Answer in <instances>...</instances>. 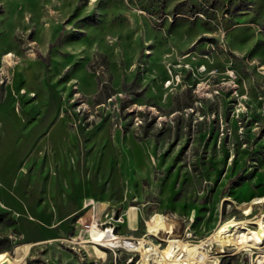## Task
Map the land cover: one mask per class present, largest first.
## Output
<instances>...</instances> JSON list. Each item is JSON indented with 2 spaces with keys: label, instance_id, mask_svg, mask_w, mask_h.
I'll list each match as a JSON object with an SVG mask.
<instances>
[{
  "label": "rangeland",
  "instance_id": "1",
  "mask_svg": "<svg viewBox=\"0 0 264 264\" xmlns=\"http://www.w3.org/2000/svg\"><path fill=\"white\" fill-rule=\"evenodd\" d=\"M262 198L264 0H0L13 264H144L91 219L190 264H264L259 226H235Z\"/></svg>",
  "mask_w": 264,
  "mask_h": 264
},
{
  "label": "bare ground",
  "instance_id": "2",
  "mask_svg": "<svg viewBox=\"0 0 264 264\" xmlns=\"http://www.w3.org/2000/svg\"><path fill=\"white\" fill-rule=\"evenodd\" d=\"M263 200H264V198L259 199L258 202H261ZM249 211H250V207L245 206L244 213H248ZM249 223L258 225L259 231H260L259 236H261V235L264 236V218L251 217V218L241 219V220H239V222L237 224H235V226L238 228H243V229L247 230L248 227L246 226V224H249ZM225 224H228V223H225ZM212 236L213 237L208 238L207 242H219V241H221L224 245L227 243H230V244L233 243V241H231V240L224 242L221 239V237L218 235L214 234ZM104 237L105 236H104L102 230L92 229L90 241L94 242V243H101L105 240H108V241H110V245H112V246H122V247H127L130 249L132 248L134 250H140L142 252V255H143V263L144 264H150L149 261H151V260L153 262H158L161 259H167L168 261H172L171 264H190V263H192L190 261L191 253L186 254L184 257L182 256L183 258H179V256H178V258H176V259H171L173 249L170 245L165 249H159L155 245L148 244L147 242H144L143 240H140L137 244V243H133L132 241H129L127 239L125 240V239H118L117 237H112L111 235H109V236L107 235V237L105 239H104ZM196 247L197 246H195V248ZM27 249H28V244L24 249L21 250L20 254L21 255L24 254ZM205 258H206L205 254L203 252L198 251L197 256L194 259L193 264H206ZM7 263L13 264L12 260L7 257L6 253H0V264H7Z\"/></svg>",
  "mask_w": 264,
  "mask_h": 264
},
{
  "label": "built area",
  "instance_id": "3",
  "mask_svg": "<svg viewBox=\"0 0 264 264\" xmlns=\"http://www.w3.org/2000/svg\"><path fill=\"white\" fill-rule=\"evenodd\" d=\"M103 224H104V227H102ZM82 229L85 230L88 233V236L90 237V239H91L92 229H100V230H102V232H103V234L105 236L104 239L107 237V235L108 236L111 235L112 237H117L118 239H125V240L127 239L129 241H132L133 243H137L138 244V242H139V241H136V240L128 239L127 237H124V236H117L113 232L114 225H111L109 223H108V225H105V222L98 223L96 220H93V219H91L90 221L84 222L82 224ZM103 242H105V241H103ZM112 247H122V246H112ZM124 248H127V247H124ZM132 250H134V249H132Z\"/></svg>",
  "mask_w": 264,
  "mask_h": 264
}]
</instances>
